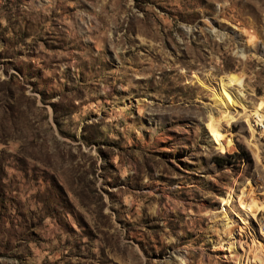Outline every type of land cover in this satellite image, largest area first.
<instances>
[{
  "label": "rangeland",
  "instance_id": "374dc122",
  "mask_svg": "<svg viewBox=\"0 0 264 264\" xmlns=\"http://www.w3.org/2000/svg\"><path fill=\"white\" fill-rule=\"evenodd\" d=\"M241 245L264 247V0H0V264Z\"/></svg>",
  "mask_w": 264,
  "mask_h": 264
},
{
  "label": "bare ground",
  "instance_id": "6f19581e",
  "mask_svg": "<svg viewBox=\"0 0 264 264\" xmlns=\"http://www.w3.org/2000/svg\"><path fill=\"white\" fill-rule=\"evenodd\" d=\"M223 92L221 95V102H223L224 104H226L227 102L231 101L235 104H241V98L236 94L233 93L232 89L229 86H224L223 88ZM256 113V112H255ZM256 117L262 118L261 114H257ZM262 120V119H261ZM260 120V121H261ZM251 203H253V201H251ZM241 205H243L241 203ZM250 206L251 204H247L246 206H240L241 209L243 210H250ZM263 209V208H261ZM251 213H253L252 210H250ZM255 216V213H253V217ZM235 229H236V225L233 223V225L228 229V235L233 237L235 235ZM241 229V228H240ZM240 249L243 251V254H245L244 259H245V264H264V247L262 245H259V249H249L248 251L245 250V248L243 247V245L240 246Z\"/></svg>",
  "mask_w": 264,
  "mask_h": 264
}]
</instances>
